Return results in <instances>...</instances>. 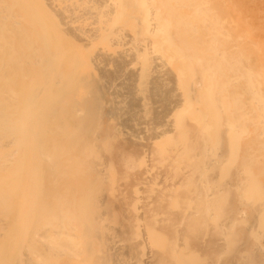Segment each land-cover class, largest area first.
I'll return each mask as SVG.
<instances>
[{
  "label": "bare ground",
  "instance_id": "bare-ground-1",
  "mask_svg": "<svg viewBox=\"0 0 264 264\" xmlns=\"http://www.w3.org/2000/svg\"><path fill=\"white\" fill-rule=\"evenodd\" d=\"M0 264H264V0H0Z\"/></svg>",
  "mask_w": 264,
  "mask_h": 264
}]
</instances>
